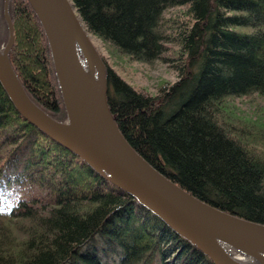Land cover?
I'll use <instances>...</instances> for the list:
<instances>
[{"label": "trees", "instance_id": "trees-1", "mask_svg": "<svg viewBox=\"0 0 264 264\" xmlns=\"http://www.w3.org/2000/svg\"><path fill=\"white\" fill-rule=\"evenodd\" d=\"M8 3L12 67L37 105L67 121L47 33L31 2ZM73 3L87 30L141 62H168L163 12L187 5L191 21L174 36L180 50L170 64L177 81L151 96L107 65L108 104L131 146L165 176L214 207L264 223V123L244 124L227 108L234 97L264 96V0ZM4 6L0 0V49L10 37ZM155 257L215 264L26 120L0 82V264H153Z\"/></svg>", "mask_w": 264, "mask_h": 264}, {"label": "water", "instance_id": "water-1", "mask_svg": "<svg viewBox=\"0 0 264 264\" xmlns=\"http://www.w3.org/2000/svg\"><path fill=\"white\" fill-rule=\"evenodd\" d=\"M8 1L4 0V13L10 37L0 49V82L23 117L86 160L105 179L129 191L215 264H248L237 259L239 253L254 261L249 264H264V223L191 194L143 158L124 137L108 104L107 64L73 0H28L47 33L67 121L55 119L29 97L10 61L14 29ZM87 68L97 74V82Z\"/></svg>", "mask_w": 264, "mask_h": 264}, {"label": "rangeland", "instance_id": "rangeland-1", "mask_svg": "<svg viewBox=\"0 0 264 264\" xmlns=\"http://www.w3.org/2000/svg\"><path fill=\"white\" fill-rule=\"evenodd\" d=\"M191 21L187 13V5L173 6L166 8L163 12V22L161 30L163 34L167 35L165 43L167 50L164 52V57H168V62L162 59H154L153 62L138 61L132 59L129 54L119 51L112 43L103 40L101 37L89 31L92 42H94L98 52L103 56L104 62L127 83L135 87L138 92L146 93L151 96L162 94V89L177 81L179 77L178 70L170 64H175L173 60L177 52L180 50L177 41H174V36L184 24ZM227 108L231 113L238 115L246 121L247 125H251L254 121L264 123V96L257 93L252 95H242V97H234L228 101ZM257 128H254L256 130ZM255 132L250 131V135ZM264 134V132H263ZM255 137H259L257 134ZM253 136V137H254ZM97 251L108 263H112L114 258L98 246ZM153 264H160L158 257L152 262Z\"/></svg>", "mask_w": 264, "mask_h": 264}, {"label": "bare ground", "instance_id": "bare-ground-1", "mask_svg": "<svg viewBox=\"0 0 264 264\" xmlns=\"http://www.w3.org/2000/svg\"><path fill=\"white\" fill-rule=\"evenodd\" d=\"M87 74H89V76L92 78V80H94L95 82L98 81V76L97 74H94V72L87 68ZM237 259L239 258L241 261H244L246 263H254V261L252 259H250V257L243 255L241 253H239L238 255L236 254Z\"/></svg>", "mask_w": 264, "mask_h": 264}]
</instances>
